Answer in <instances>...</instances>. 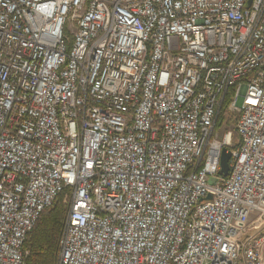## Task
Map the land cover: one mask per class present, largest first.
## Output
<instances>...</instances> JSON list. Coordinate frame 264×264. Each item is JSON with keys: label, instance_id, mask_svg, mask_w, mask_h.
<instances>
[{"label": "built area", "instance_id": "built-area-1", "mask_svg": "<svg viewBox=\"0 0 264 264\" xmlns=\"http://www.w3.org/2000/svg\"><path fill=\"white\" fill-rule=\"evenodd\" d=\"M60 195L56 264H263L264 0H0V264Z\"/></svg>", "mask_w": 264, "mask_h": 264}, {"label": "trees", "instance_id": "trees-1", "mask_svg": "<svg viewBox=\"0 0 264 264\" xmlns=\"http://www.w3.org/2000/svg\"><path fill=\"white\" fill-rule=\"evenodd\" d=\"M232 92L231 88L227 91L224 105L220 109L216 120V128L221 126L223 122H226V124L231 122V118L226 112V106L232 96ZM60 196L54 200L49 208L42 212L36 225L28 233L24 242V247L29 252L26 264H56L58 240L65 212V205L62 204Z\"/></svg>", "mask_w": 264, "mask_h": 264}, {"label": "rangeland", "instance_id": "rangeland-1", "mask_svg": "<svg viewBox=\"0 0 264 264\" xmlns=\"http://www.w3.org/2000/svg\"><path fill=\"white\" fill-rule=\"evenodd\" d=\"M240 100H241V98H240ZM226 112H227V115H229V117L231 118V122L230 123L228 122L227 124H226V122H223L221 124V126L216 128L215 131L217 132L219 138H222L225 134L230 132V141L233 144V143H236L238 141L237 134L235 132V126H236V122H237V118H238V113L234 110L228 109L227 106H226ZM60 197H61L62 204L65 205V212H64V218H65L66 204L63 201V196H60ZM254 219H255V215H252L249 221L252 222ZM251 224H253V223H251ZM245 236L249 237V238L264 236V225H261L257 228L249 227L247 229ZM262 258H263V264H264V242H263V247H262Z\"/></svg>", "mask_w": 264, "mask_h": 264}, {"label": "water", "instance_id": "water-1", "mask_svg": "<svg viewBox=\"0 0 264 264\" xmlns=\"http://www.w3.org/2000/svg\"><path fill=\"white\" fill-rule=\"evenodd\" d=\"M231 152L227 148H223L220 154V169L218 170V175L226 177L229 171V161H230ZM210 184L216 183V178L209 179ZM207 198H210L208 196Z\"/></svg>", "mask_w": 264, "mask_h": 264}, {"label": "bare ground", "instance_id": "bare-ground-1", "mask_svg": "<svg viewBox=\"0 0 264 264\" xmlns=\"http://www.w3.org/2000/svg\"><path fill=\"white\" fill-rule=\"evenodd\" d=\"M230 146H231V147H225V148H227V149L231 152V149H233L234 147H237V146H238V142H237L236 144H234V143L232 144V143L230 142ZM223 148H224V147H223ZM223 148H222V149H223ZM221 151H222V150H221ZM230 158H231V156H230Z\"/></svg>", "mask_w": 264, "mask_h": 264}]
</instances>
